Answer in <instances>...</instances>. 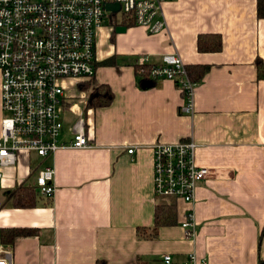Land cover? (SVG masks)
<instances>
[{
  "label": "crops",
  "instance_id": "0c3cea01",
  "mask_svg": "<svg viewBox=\"0 0 264 264\" xmlns=\"http://www.w3.org/2000/svg\"><path fill=\"white\" fill-rule=\"evenodd\" d=\"M161 9L166 27L159 32L112 16L98 26L90 80L110 86L107 105L86 107L80 86L87 79L62 80L60 139L70 140L82 115L90 146L46 156L22 151L3 167L0 256L9 264H164L166 252L176 261L194 252L210 264H264V17L257 0H162ZM200 33L218 34L220 48L200 50ZM168 52L209 66L196 82L192 113L180 110L185 96L174 80L137 66ZM184 138L197 142L196 161L210 170L192 202L157 196L152 186L150 145ZM45 165L54 169L50 203L36 196L33 205L13 204L12 190L34 184ZM161 200H174L175 222L148 236ZM189 207L192 235L182 225ZM20 227L36 233L1 240L3 230Z\"/></svg>",
  "mask_w": 264,
  "mask_h": 264
},
{
  "label": "built area",
  "instance_id": "2783aa9c",
  "mask_svg": "<svg viewBox=\"0 0 264 264\" xmlns=\"http://www.w3.org/2000/svg\"><path fill=\"white\" fill-rule=\"evenodd\" d=\"M162 0H0V184L3 167L14 165L22 151L46 156L63 146H90L84 118L71 125V138L60 139L65 109V78L90 79L95 72L96 30L107 16L143 26L155 33L166 27ZM107 4H118L117 10ZM139 64L153 78L176 82L185 96L182 112H193L196 81L176 52L162 55L157 64ZM198 144L193 138L156 141L152 151V186L157 196L192 202L198 182L210 170L196 161ZM133 152L134 147H128ZM54 169L45 165L37 171L36 191L47 197L54 193ZM192 209L185 210L182 225L192 235ZM164 264H210L205 256L188 253L176 261L162 254ZM0 264H9L0 256Z\"/></svg>",
  "mask_w": 264,
  "mask_h": 264
},
{
  "label": "trees",
  "instance_id": "16d2710c",
  "mask_svg": "<svg viewBox=\"0 0 264 264\" xmlns=\"http://www.w3.org/2000/svg\"><path fill=\"white\" fill-rule=\"evenodd\" d=\"M257 14L259 17H264V0H257ZM197 46L200 50H216L221 46V38L218 34L200 33L197 38ZM137 66L139 65L137 64ZM262 66H264V62L260 61L258 63V70ZM208 68V64L201 63L186 65L190 78L196 82L203 76ZM258 74H261V72H258ZM80 88L87 89L86 107L107 105L113 97V92L107 83H94L93 80L89 79L85 80ZM36 196L43 197L46 199L47 203H50L51 198L39 194L34 184L22 182L12 190V202L17 206L33 205ZM175 217L176 207L174 200H170L169 202H158L154 211V225L148 236H154L160 225L174 223ZM143 230L144 228H138V233H142ZM34 233H36V228L32 227L9 228L2 231L1 240L9 241L19 234L27 235Z\"/></svg>",
  "mask_w": 264,
  "mask_h": 264
},
{
  "label": "rangeland",
  "instance_id": "374dc122",
  "mask_svg": "<svg viewBox=\"0 0 264 264\" xmlns=\"http://www.w3.org/2000/svg\"><path fill=\"white\" fill-rule=\"evenodd\" d=\"M115 19H118V17H115ZM89 80V79H87ZM74 87V86H73ZM87 92V91H86ZM75 93V92H74ZM72 100H75L77 101L78 98L77 97H73ZM3 111L1 110V106H0V118L3 116ZM64 116H69V113H64ZM32 157H36V155L32 154ZM165 200H161L160 202H164ZM5 244L4 243H0V252L4 251L5 250Z\"/></svg>",
  "mask_w": 264,
  "mask_h": 264
},
{
  "label": "water",
  "instance_id": "95a60500",
  "mask_svg": "<svg viewBox=\"0 0 264 264\" xmlns=\"http://www.w3.org/2000/svg\"><path fill=\"white\" fill-rule=\"evenodd\" d=\"M106 7L111 8V9H115V10H117L119 8L118 4H107ZM115 29L117 32H120V31H123L125 29V26L117 25Z\"/></svg>",
  "mask_w": 264,
  "mask_h": 264
}]
</instances>
